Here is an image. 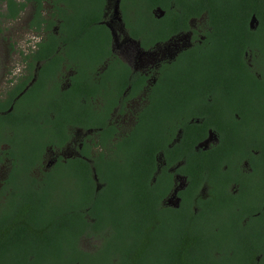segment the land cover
Masks as SVG:
<instances>
[{
	"label": "flooded vegetation",
	"instance_id": "obj_1",
	"mask_svg": "<svg viewBox=\"0 0 264 264\" xmlns=\"http://www.w3.org/2000/svg\"><path fill=\"white\" fill-rule=\"evenodd\" d=\"M202 3L0 0L1 37L5 38V25H19L25 27L23 38L29 44L25 52L19 51L23 67L18 74L8 75L0 100L30 75L14 100L35 85L41 63L33 56L48 41L49 32L56 43L51 45L52 57L60 65L52 86L56 83L68 91L73 89L72 81H81L90 88L83 92L81 103L98 90L96 98L89 97L91 105L102 109L108 103L116 105L108 121L116 133L107 146L134 126L138 112L153 105L150 91L154 87L179 79L180 89L172 93L179 99L172 120L164 124V142L170 140L168 147L192 148L200 158L209 155L212 160L192 164L205 168L197 169L196 182L179 173L183 161L170 165V185L162 204L176 209L186 202L198 231L215 239L209 244L214 264H264V98L241 94L249 88L244 79L249 83L250 74L264 85V34L259 35V23L251 16L247 27L256 33L252 39L261 37L259 44H246V35L236 62H229L228 52L205 54L213 27L207 14L201 13ZM81 51L93 59H73ZM30 64H34L31 71ZM81 66L85 67L77 71ZM179 94L187 97L181 99ZM120 105L122 114L118 113ZM93 134L73 130L60 150H47L52 157L45 166L55 164L58 156L81 157L84 144L85 153L92 156L103 151L100 145L94 146L100 140ZM218 153L222 161L214 160ZM161 165H165L163 160Z\"/></svg>",
	"mask_w": 264,
	"mask_h": 264
},
{
	"label": "trees",
	"instance_id": "obj_2",
	"mask_svg": "<svg viewBox=\"0 0 264 264\" xmlns=\"http://www.w3.org/2000/svg\"><path fill=\"white\" fill-rule=\"evenodd\" d=\"M201 1V13L213 27L205 54L228 52L229 62H236L246 35V44H259L261 37L252 39L256 33L247 22L254 16L259 35L264 34V0ZM47 40L33 56L41 63L35 85L14 100L30 75L0 100V167L6 168L0 186V264H214L209 244L215 239L198 231L186 202L176 209L162 204L170 165L183 161L179 173L196 182L197 169L205 168L192 164L212 160L164 142V124L176 109L179 98L172 93L179 91L180 80L154 87L153 105L138 112L134 126L107 146L116 133L108 124L116 105H91L89 97L96 98L98 90L81 103L83 92L90 90L81 81H72L68 91L52 86L60 65L52 57L56 43L50 32ZM83 53L73 59H93ZM29 67L31 71L34 64ZM244 80L249 88L243 96L264 98V85L251 74L249 83L246 76ZM117 108L124 112L123 105ZM75 129L93 131L100 140L94 146L103 151L92 156L84 144L80 156L88 161L58 156L55 164L45 166L47 150H60ZM214 160L222 161L221 153ZM82 240L97 244L83 249Z\"/></svg>",
	"mask_w": 264,
	"mask_h": 264
},
{
	"label": "rangeland",
	"instance_id": "obj_3",
	"mask_svg": "<svg viewBox=\"0 0 264 264\" xmlns=\"http://www.w3.org/2000/svg\"><path fill=\"white\" fill-rule=\"evenodd\" d=\"M25 27L19 25H5V38L0 35V97L2 96V91L5 90L6 81L9 79L8 75L10 73L18 74L19 70L22 69L23 64L21 62V57L19 51L25 52L28 49V41H25L23 35L25 34ZM31 39L32 34H28ZM3 38V40H1ZM36 40L34 39L33 42ZM31 42L30 45L33 44ZM2 57L5 60H2ZM125 132V131H124ZM52 157L50 153H47L44 158V165ZM6 168L5 165L0 167V186L2 180L5 178ZM97 244L96 241L82 240L81 247L83 249L91 248L92 245Z\"/></svg>",
	"mask_w": 264,
	"mask_h": 264
},
{
	"label": "water",
	"instance_id": "obj_4",
	"mask_svg": "<svg viewBox=\"0 0 264 264\" xmlns=\"http://www.w3.org/2000/svg\"><path fill=\"white\" fill-rule=\"evenodd\" d=\"M253 19H254V18H252V20H251L250 24H252V21H253Z\"/></svg>",
	"mask_w": 264,
	"mask_h": 264
}]
</instances>
